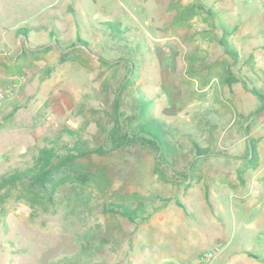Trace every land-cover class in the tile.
Segmentation results:
<instances>
[{
	"label": "rangeland",
	"instance_id": "rangeland-1",
	"mask_svg": "<svg viewBox=\"0 0 264 264\" xmlns=\"http://www.w3.org/2000/svg\"><path fill=\"white\" fill-rule=\"evenodd\" d=\"M0 87V180L48 142L107 148L117 99L123 125L141 98L169 142L158 171L127 145L79 158L50 197L2 187L0 264L175 263L212 247L211 264H264V98L250 90L264 96V0H0Z\"/></svg>",
	"mask_w": 264,
	"mask_h": 264
},
{
	"label": "trees",
	"instance_id": "trees-1",
	"mask_svg": "<svg viewBox=\"0 0 264 264\" xmlns=\"http://www.w3.org/2000/svg\"><path fill=\"white\" fill-rule=\"evenodd\" d=\"M222 38L220 43L224 46L225 50L229 53H233L231 46L226 40V35L230 34L224 25L221 26ZM121 38V37H120ZM250 90L259 98L264 96L256 88H250ZM263 101V100H262ZM144 101L141 98L135 99V105L137 108V114L126 119L125 125L120 120L121 114L119 113L118 99L115 100L112 111L114 126L110 132V144L107 148L102 147H90L83 144L79 139H73L72 144L67 143L58 144L54 141L48 142V146H43L38 149L36 156L33 159L32 164L27 165L22 170H16L7 176H3L0 180V189L6 185L13 187H24L28 193L37 195L39 192L44 196L50 197L53 194L55 187L59 185L65 174H76L79 171L78 159L84 156H88L91 153L99 155L107 154L110 151H114L127 145H139L149 150L155 157L157 164V171L160 168H164L167 163L169 153V142L167 140L168 127L164 121L157 118L145 119L144 114L146 109L144 107ZM264 110V102L254 110L253 114L257 115ZM133 119H137V122L129 124ZM126 126V127H125ZM249 139V138H248ZM82 143V144H81ZM195 150V157H201L205 155L218 154L219 152H212L207 147H201L197 143H193ZM249 155H253L254 145L248 140ZM251 157V156H250ZM72 174V175H74ZM0 196V201H3ZM108 210L118 212L120 215L135 221L139 218V215L133 208L126 204L110 205Z\"/></svg>",
	"mask_w": 264,
	"mask_h": 264
},
{
	"label": "built area",
	"instance_id": "built-area-1",
	"mask_svg": "<svg viewBox=\"0 0 264 264\" xmlns=\"http://www.w3.org/2000/svg\"><path fill=\"white\" fill-rule=\"evenodd\" d=\"M9 90L6 88L0 87V107L7 99ZM217 248L215 247L210 248L209 250L204 251L203 253L199 254L194 260L191 261H181L175 263H162V264H211L216 256Z\"/></svg>",
	"mask_w": 264,
	"mask_h": 264
}]
</instances>
